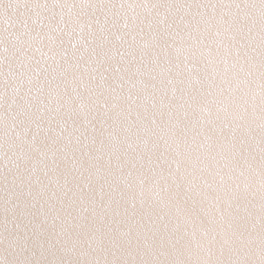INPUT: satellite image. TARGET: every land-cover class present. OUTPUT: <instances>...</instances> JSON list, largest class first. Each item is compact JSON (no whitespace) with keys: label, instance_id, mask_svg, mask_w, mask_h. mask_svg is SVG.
Here are the masks:
<instances>
[{"label":"snow or ice","instance_id":"obj_1","mask_svg":"<svg viewBox=\"0 0 264 264\" xmlns=\"http://www.w3.org/2000/svg\"><path fill=\"white\" fill-rule=\"evenodd\" d=\"M0 264H264V0H0Z\"/></svg>","mask_w":264,"mask_h":264}]
</instances>
